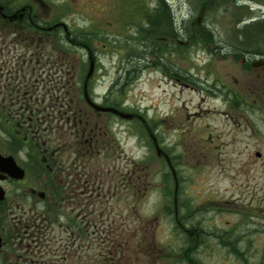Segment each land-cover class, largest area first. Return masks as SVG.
Masks as SVG:
<instances>
[{"label": "flooded vegetation", "instance_id": "1", "mask_svg": "<svg viewBox=\"0 0 264 264\" xmlns=\"http://www.w3.org/2000/svg\"><path fill=\"white\" fill-rule=\"evenodd\" d=\"M82 10L71 0H0V264H181L183 235L199 232L183 225L177 171L172 194L167 186L168 148L158 132L165 120L128 103L126 90L137 79L134 36L127 34L134 26L127 23L125 40L108 42L104 52L102 21ZM114 24L124 34V23ZM136 30L143 69L194 87L181 62L183 48L198 43L185 37L174 13L148 10ZM201 37L214 53L213 39ZM256 59L264 53L242 57L258 78L253 107L264 101V64L254 67ZM55 67L63 72L57 91L40 80ZM111 69L128 75L99 91ZM226 191L239 215L264 221L263 185L232 183ZM170 195L173 209L160 207ZM149 200L158 202L155 213L138 207ZM164 223L170 233L162 244Z\"/></svg>", "mask_w": 264, "mask_h": 264}, {"label": "rangeland", "instance_id": "2", "mask_svg": "<svg viewBox=\"0 0 264 264\" xmlns=\"http://www.w3.org/2000/svg\"><path fill=\"white\" fill-rule=\"evenodd\" d=\"M71 2L81 4L88 18L102 21V38L106 43L116 39L124 41L127 23L134 26L132 33L130 30L127 34L134 36L133 42L137 43L140 40L136 35L137 24L144 23L147 7H154L156 0ZM170 4L186 37V30L192 28V18L198 16L200 7L188 0L176 3L170 0ZM243 4V1L238 5L230 2L227 8L216 7L204 12L203 23L215 31L221 48L214 53L199 44L183 48L182 73L192 77L194 87L168 83L153 69L144 68L139 79L126 90L129 106L147 112L154 118L152 121L165 120L158 132L175 170L182 177L179 200L183 225L195 227L200 233L191 249L189 236L183 235L181 264H191L189 256L194 264H261V260L264 264V221L245 218L239 215L237 206L226 202V189L232 183L264 186V101L252 106V85L258 78L242 66V57L248 52L245 48L253 45L264 53V34L257 33L260 27L255 26L257 35L248 40L237 31L248 23H264V0H252L250 8H244ZM161 14L157 11L153 16ZM118 19L124 23V34L116 33L114 23ZM110 45L104 52L111 50ZM116 76L117 72L111 69L99 91ZM258 152L262 157H257ZM166 171L172 194L174 176L168 165ZM157 204L149 200L138 207L151 214L160 209ZM167 205L173 208V195L160 207ZM165 225L157 231L162 244L168 241L170 233L169 226Z\"/></svg>", "mask_w": 264, "mask_h": 264}, {"label": "trees", "instance_id": "3", "mask_svg": "<svg viewBox=\"0 0 264 264\" xmlns=\"http://www.w3.org/2000/svg\"><path fill=\"white\" fill-rule=\"evenodd\" d=\"M197 1H198L197 6L205 5L206 9H207L206 11H209V10L215 9L216 7L222 8V6H224L225 8H227V7H229L230 2H233V4H235V5H238L239 1H243V2L247 3V4L242 5L244 8H250L251 3L248 1H252V0H197ZM163 5H164V0H156V3L154 6H155V8L157 7V10H155V8H153L151 11V15H154L155 12L157 13V11L162 9ZM153 10L155 12H153ZM166 11L168 12V15H170V11L168 8L166 9ZM260 22L261 21L248 23L243 28H241V27L238 28L237 31L239 32V36L242 37V34H244L245 37L248 38V40H249V38L252 35H257V33H259V34L263 33L264 34V23L259 24ZM195 26H196V24H195ZM255 26L260 27L256 30L257 33L254 32L253 27H255ZM202 34L204 35V43H207L213 39L215 49L219 50L221 48V45L219 44V41L216 38L217 36H216L215 31L207 28L205 25L202 26V29L195 27L193 30L190 31V36L194 39V41H198L200 43L202 40V37H201ZM140 39L142 40L141 37H140ZM250 44L252 45L251 41H250ZM253 47L254 46L252 45L251 48H245V50H247L249 52H253V53H263L262 51H259L258 49L253 48ZM138 49H139V46L136 43L134 50H133L135 58H136V59H134L135 63H133V68H134L133 72H135L134 77H137L140 74L141 70L143 69L142 66L144 65L143 53H141V51L139 53ZM236 55L238 56V54H236ZM139 68H140V70L138 72H136ZM127 75H128L127 73H124V72L121 73V77H123V79L126 78ZM190 242H192L194 244L196 241L193 238H191Z\"/></svg>", "mask_w": 264, "mask_h": 264}, {"label": "water", "instance_id": "4", "mask_svg": "<svg viewBox=\"0 0 264 264\" xmlns=\"http://www.w3.org/2000/svg\"><path fill=\"white\" fill-rule=\"evenodd\" d=\"M203 13H204V8L200 11V14H199V16H198V22L200 23L201 22V20H202V18H203ZM261 64H264V61H257V62H255L254 63V65L255 66H257V65H261ZM91 73V72H90ZM125 116H127V117H132L133 115L132 114H125V113H123Z\"/></svg>", "mask_w": 264, "mask_h": 264}, {"label": "bare ground", "instance_id": "5", "mask_svg": "<svg viewBox=\"0 0 264 264\" xmlns=\"http://www.w3.org/2000/svg\"><path fill=\"white\" fill-rule=\"evenodd\" d=\"M180 4H182V3H180Z\"/></svg>", "mask_w": 264, "mask_h": 264}]
</instances>
